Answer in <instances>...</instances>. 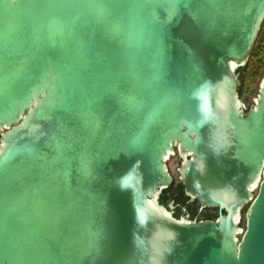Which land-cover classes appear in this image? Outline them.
Wrapping results in <instances>:
<instances>
[{
    "label": "water",
    "instance_id": "1",
    "mask_svg": "<svg viewBox=\"0 0 264 264\" xmlns=\"http://www.w3.org/2000/svg\"><path fill=\"white\" fill-rule=\"evenodd\" d=\"M263 23L264 0H0V264H264V77L239 92ZM176 151L216 219L161 203Z\"/></svg>",
    "mask_w": 264,
    "mask_h": 264
},
{
    "label": "rangeland",
    "instance_id": "2",
    "mask_svg": "<svg viewBox=\"0 0 264 264\" xmlns=\"http://www.w3.org/2000/svg\"><path fill=\"white\" fill-rule=\"evenodd\" d=\"M239 72H240L239 79L241 82V87L239 90L240 96L242 102L246 107V110H249V108L253 106L256 102L262 80L258 81L259 79L257 77L254 80H252L251 77L248 76L249 74L247 75L246 68L240 69ZM180 163H181L180 159L177 157V155L171 156V158L168 161L169 169L172 175L174 176V182L170 188L166 189L163 192L161 196V203L169 211L170 209L168 207V204H170V206H172L171 211L174 213V216L176 218L185 217L186 209L190 213L189 216L190 220H194V219L204 220V219L217 218L218 217L217 210H211V209L201 210L198 202L189 201V198L185 194L184 186L179 179L178 168L180 166ZM243 228L244 229L246 228L245 218L243 222Z\"/></svg>",
    "mask_w": 264,
    "mask_h": 264
},
{
    "label": "trees",
    "instance_id": "3",
    "mask_svg": "<svg viewBox=\"0 0 264 264\" xmlns=\"http://www.w3.org/2000/svg\"><path fill=\"white\" fill-rule=\"evenodd\" d=\"M247 70V75L254 80L256 77L259 79L258 81L263 80L264 77V23L262 29L259 33L257 42L254 46L251 58L246 65V67L242 68ZM253 77V78H252Z\"/></svg>",
    "mask_w": 264,
    "mask_h": 264
},
{
    "label": "flooded vegetation",
    "instance_id": "4",
    "mask_svg": "<svg viewBox=\"0 0 264 264\" xmlns=\"http://www.w3.org/2000/svg\"><path fill=\"white\" fill-rule=\"evenodd\" d=\"M177 155V157L180 159V162L182 161V159H181V157L178 155V152L176 151V153H175V156ZM181 164V163H180ZM180 167V166H179ZM172 186V185H171ZM170 186V187H171ZM169 187V188H170ZM165 191V190H164ZM163 191V192H164ZM184 191H185V188H184ZM163 192L161 193V195H160V201H161V196H162V194H163ZM188 198H189V201H191V202H198V201H195V200H192L189 196H187ZM199 203V202H198ZM200 205V204H199ZM168 207H169V209H170V211H171V209H172V206H170V204H168ZM200 209L202 210V208H201V205H200ZM204 209H209V208H204ZM185 210V209H184ZM211 210H217L218 211V209H211ZM172 212V211H171ZM185 213H186V215H185V218L186 219H188V220H190V218H189V216H190V213L187 211V209L185 210ZM218 216H219V211H218ZM216 219V218H215ZM194 220H197V221H200V220H198V219H194ZM194 220H190V221H194ZM204 220H207V219H204Z\"/></svg>",
    "mask_w": 264,
    "mask_h": 264
},
{
    "label": "bare ground",
    "instance_id": "5",
    "mask_svg": "<svg viewBox=\"0 0 264 264\" xmlns=\"http://www.w3.org/2000/svg\"><path fill=\"white\" fill-rule=\"evenodd\" d=\"M256 191V190H255ZM243 222H244V220H243ZM242 227H243V223H242Z\"/></svg>",
    "mask_w": 264,
    "mask_h": 264
}]
</instances>
